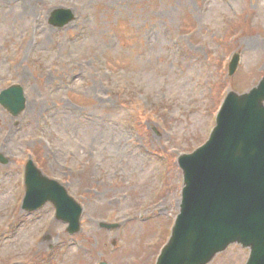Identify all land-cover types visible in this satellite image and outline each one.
Wrapping results in <instances>:
<instances>
[{
	"label": "rangeland",
	"instance_id": "374dc122",
	"mask_svg": "<svg viewBox=\"0 0 264 264\" xmlns=\"http://www.w3.org/2000/svg\"><path fill=\"white\" fill-rule=\"evenodd\" d=\"M59 7L76 19L55 28ZM263 75L264 0H0V91L25 96L16 116L0 105V264H154L181 197L177 154L208 137L228 89ZM30 159L82 204L80 232L51 202L24 209L45 193L23 186Z\"/></svg>",
	"mask_w": 264,
	"mask_h": 264
},
{
	"label": "water",
	"instance_id": "95a60500",
	"mask_svg": "<svg viewBox=\"0 0 264 264\" xmlns=\"http://www.w3.org/2000/svg\"><path fill=\"white\" fill-rule=\"evenodd\" d=\"M73 17L69 9H60L52 21L62 26ZM237 60L235 55L231 72ZM0 102L17 114L25 103L22 87L3 90ZM179 164L184 184L180 212L156 264H209L233 242L249 247L246 264H264V77L248 92L228 93L209 140L180 156ZM28 167L30 191L40 187L45 193L32 201L28 197L25 207L36 209L51 201L57 218L76 232L80 206L64 211L66 200H72L66 191L56 181L40 182L31 161Z\"/></svg>",
	"mask_w": 264,
	"mask_h": 264
},
{
	"label": "bare ground",
	"instance_id": "6f19581e",
	"mask_svg": "<svg viewBox=\"0 0 264 264\" xmlns=\"http://www.w3.org/2000/svg\"><path fill=\"white\" fill-rule=\"evenodd\" d=\"M247 45H248V48H255L256 47V45H257V41H256V39H251V40H248L247 41Z\"/></svg>",
	"mask_w": 264,
	"mask_h": 264
}]
</instances>
